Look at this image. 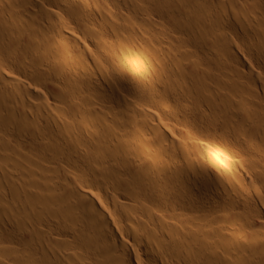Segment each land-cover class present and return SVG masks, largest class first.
Here are the masks:
<instances>
[{"label": "bare ground", "instance_id": "bare-ground-1", "mask_svg": "<svg viewBox=\"0 0 264 264\" xmlns=\"http://www.w3.org/2000/svg\"><path fill=\"white\" fill-rule=\"evenodd\" d=\"M0 264H264V0H0Z\"/></svg>", "mask_w": 264, "mask_h": 264}, {"label": "rangeland", "instance_id": "rangeland-1", "mask_svg": "<svg viewBox=\"0 0 264 264\" xmlns=\"http://www.w3.org/2000/svg\"><path fill=\"white\" fill-rule=\"evenodd\" d=\"M2 193H3V195H1V198L4 200V202H13L14 201L13 196L11 194V191L8 192V194H7V192L5 193V191L3 190Z\"/></svg>", "mask_w": 264, "mask_h": 264}]
</instances>
